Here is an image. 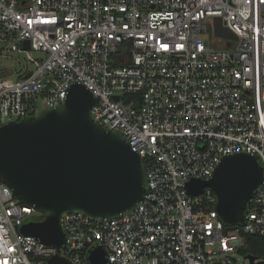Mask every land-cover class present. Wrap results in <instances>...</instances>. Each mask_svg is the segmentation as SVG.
Masks as SVG:
<instances>
[{
    "label": "built area",
    "instance_id": "2783aa9c",
    "mask_svg": "<svg viewBox=\"0 0 264 264\" xmlns=\"http://www.w3.org/2000/svg\"><path fill=\"white\" fill-rule=\"evenodd\" d=\"M216 16L237 36L216 35L224 46L201 36ZM14 50L36 68L0 76V125L37 115L39 102L61 106L84 84L95 121L143 158L148 190L120 216L65 212L58 249L21 232L43 213L0 178V264H46L57 253L93 264L97 248L106 264H251L242 248L246 236L264 237V178L231 231L214 190L192 194L187 183L210 179L234 153L264 170V0H0V51Z\"/></svg>",
    "mask_w": 264,
    "mask_h": 264
},
{
    "label": "water",
    "instance_id": "95a60500",
    "mask_svg": "<svg viewBox=\"0 0 264 264\" xmlns=\"http://www.w3.org/2000/svg\"><path fill=\"white\" fill-rule=\"evenodd\" d=\"M214 25L217 36L237 38L219 16ZM30 47L26 40L24 48ZM95 101L91 90L75 83L61 106L0 125V178L21 203L44 214L41 221L23 224L21 232L58 249L66 241L60 221L65 212L81 211L94 219L120 216L135 208L148 190L143 158L118 131L95 121L91 111ZM263 178L257 157L240 152L224 156L210 179L191 180L187 189L199 194L211 187L219 216L231 231L244 223L249 201ZM248 258L255 264L256 256ZM89 260L106 264L105 250H92ZM46 264L72 262L57 253Z\"/></svg>",
    "mask_w": 264,
    "mask_h": 264
},
{
    "label": "rangeland",
    "instance_id": "374dc122",
    "mask_svg": "<svg viewBox=\"0 0 264 264\" xmlns=\"http://www.w3.org/2000/svg\"><path fill=\"white\" fill-rule=\"evenodd\" d=\"M207 29L203 31L201 36L204 39H209L211 43H218L221 46H224L226 41L222 38H219L215 34V25L214 20L209 18L206 22ZM31 56L34 59H40L45 57L46 54L42 51L32 50ZM36 68L35 62H32L29 59V53L23 50H14V51H0V76L6 75L12 79H18L20 75L23 74L26 70H34ZM40 110L36 113L39 114L45 107L42 102H39ZM239 259L243 261L242 254H238ZM263 259V258H259Z\"/></svg>",
    "mask_w": 264,
    "mask_h": 264
},
{
    "label": "trees",
    "instance_id": "16d2710c",
    "mask_svg": "<svg viewBox=\"0 0 264 264\" xmlns=\"http://www.w3.org/2000/svg\"><path fill=\"white\" fill-rule=\"evenodd\" d=\"M37 219H44V215L40 214ZM242 253L253 254L258 258L264 259V237L260 235L246 236V244L242 248Z\"/></svg>",
    "mask_w": 264,
    "mask_h": 264
}]
</instances>
